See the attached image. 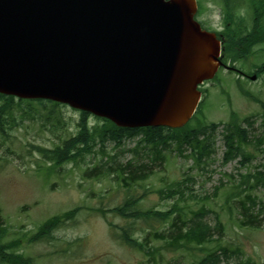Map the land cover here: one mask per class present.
Returning a JSON list of instances; mask_svg holds the SVG:
<instances>
[{
    "label": "rangeland",
    "instance_id": "374dc122",
    "mask_svg": "<svg viewBox=\"0 0 264 264\" xmlns=\"http://www.w3.org/2000/svg\"><path fill=\"white\" fill-rule=\"evenodd\" d=\"M198 20L208 30L224 31L222 19V0H199ZM249 10L244 8L243 14ZM249 16V15H248ZM257 54L247 62H238L235 67L244 74L252 76L254 66L264 63V45L256 48ZM230 65V62H228ZM203 103L190 125L199 123H229L234 117L239 120L251 118L250 138L261 133V115L264 103V75L251 81L237 73L220 69L214 80L202 86ZM248 93L250 95L247 96ZM39 113L35 118L15 114L18 125L9 132L8 137L0 135V209L5 241H19L16 252L31 257L34 264H141L147 263L150 255L131 249L117 241L110 228L116 231L130 223L115 216L110 210L121 206L130 196L142 197L138 208L143 211H168L172 206L183 209L187 218L190 211L205 207L212 211L205 221L211 226L216 224V216L224 225V234L219 243H211L208 249L215 250L218 245L230 247L233 251L228 261L221 264H237L239 260L251 259L256 264H264V211L260 216V227L242 225L241 199L237 185L238 175L255 172L264 162V156L251 144L246 151L253 157L245 168L241 158L223 164L226 152L224 125L212 132L215 152L210 159L198 164L191 156L190 149L180 154L175 146L165 150L164 159L147 156L139 150L135 153L141 136L126 138L117 146L116 142L107 143L108 157H103L97 147L94 153L80 160L76 165L65 164L50 173L49 164L43 162L32 147L55 148L63 141L78 134L81 122L80 111L62 105L49 114L42 107L35 106ZM50 110L52 106L48 104ZM93 128L103 125L94 116L87 119ZM246 127V126H245ZM109 157H117L118 163L126 164L134 158L153 168V174L146 181L126 188L116 181V175L103 174L89 177L85 171H92L103 162L112 163ZM232 177V178H230ZM176 182H184L183 200L167 198L159 191L171 189ZM224 186L214 195L215 188ZM254 184V182H252ZM259 206L253 210L257 215L264 205V186L251 189ZM243 198V196H241ZM79 208L75 220L67 221L55 233V240L32 242L41 225L48 219ZM105 211L104 217L99 211ZM136 238L147 239L156 252L153 264H190L206 255V252L181 250L166 247L165 240L154 235H167L170 226L157 221L137 222ZM215 239H218L216 236ZM77 241H79L77 243ZM76 242V243H75ZM200 250H203L202 248Z\"/></svg>",
    "mask_w": 264,
    "mask_h": 264
},
{
    "label": "water",
    "instance_id": "95a60500",
    "mask_svg": "<svg viewBox=\"0 0 264 264\" xmlns=\"http://www.w3.org/2000/svg\"><path fill=\"white\" fill-rule=\"evenodd\" d=\"M197 12V0H0V94L182 129L225 66Z\"/></svg>",
    "mask_w": 264,
    "mask_h": 264
},
{
    "label": "trees",
    "instance_id": "16d2710c",
    "mask_svg": "<svg viewBox=\"0 0 264 264\" xmlns=\"http://www.w3.org/2000/svg\"><path fill=\"white\" fill-rule=\"evenodd\" d=\"M244 8L249 10V16L242 13ZM222 19L224 31L217 33L218 38L222 40L224 48L222 53L223 62L225 64L230 62L232 66L238 62L249 63V59L257 54L256 48L264 45V0H222ZM252 73L257 75L258 78L263 76L264 63L254 66ZM246 94L250 97L248 93ZM48 104L52 106V109L49 110L47 108ZM35 106L42 107L49 114L53 113L56 107H60L59 104L53 102L17 100L15 97L0 94V135L8 137L9 132L13 131L14 127L18 125L15 117L18 112L21 113L22 117L30 116L35 118L40 111ZM262 110L261 133L255 139L250 138L249 129L253 128V120L251 118H245L241 121L234 117L229 123H199L194 127L189 123L184 128L175 130L164 127L122 129L107 120H101L104 123L103 125L91 128L87 122L90 115L81 113L82 119L78 125V134L76 136L63 141L61 146L53 149L42 146L32 148L43 162L49 164L50 173L65 164L76 165L80 160H84L94 153L97 147L103 157H108L106 150L108 142H116L117 146H120L122 140L139 136H141V140L135 151L138 156L140 155L139 150H143L148 157L153 156L163 160L165 150L175 146L180 154H183L187 148L190 149V156L198 164H201L210 159L215 152L212 132H215L223 124L226 147L223 164H228L234 159L241 158V166L245 168L253 160V157L246 151L247 146L253 144L257 151L264 156V103H262ZM109 158L112 159V163L103 162L102 166H98L92 171H85V175L100 177L103 174H115L118 183L123 184L126 188H131L140 182L146 181L154 173L153 168H150L137 158H134L135 161H130L126 164L118 163L117 157ZM238 176L240 178V182L237 185L239 192L236 195L241 199L238 203L242 209V225L245 227H260L262 224L260 216L264 211V205H262L259 213L254 215L253 210L259 206V201L252 196L251 189L261 185L264 186V162L255 172ZM183 184L185 183L176 182L171 189L159 191V193L167 198L179 196L178 200H183L185 197ZM223 186L224 184L221 183L219 187L215 188L214 195L218 194ZM141 201L142 197L130 196L126 198L121 206L110 210L115 216L128 221L129 225L121 227L120 231H116L114 224H109L112 235L117 241L131 249L150 255L149 261L141 264L155 263L156 252L159 249L151 248L147 239L141 241L135 237L138 232L135 224L139 221H157L169 225L170 231L167 235L154 233V235L165 240L167 248L181 250L188 247L189 251L206 252L204 257L190 264H221L223 259L228 261L232 254L238 252L220 244L215 250L207 248L211 243H219L225 230L218 216H216V224L214 226L206 223L205 218L212 214L211 210L205 207H201L196 211L191 210L192 217L188 219L185 211L175 205L168 211L140 210L138 205ZM78 213L79 208L48 219L41 225L37 234L31 238V241L41 243L55 240V233L58 229L64 226L67 221L75 220ZM99 213L106 217L105 211L101 210ZM6 233L0 209V264H34L31 257H26L16 252V248L19 245L18 240L5 241ZM216 236L218 239H215ZM201 248L203 250H200ZM237 264L256 263L251 259H241Z\"/></svg>",
    "mask_w": 264,
    "mask_h": 264
}]
</instances>
